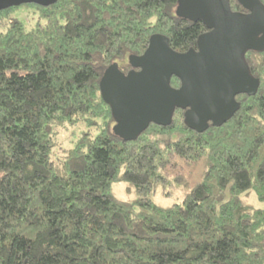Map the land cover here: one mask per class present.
<instances>
[{
    "label": "trees",
    "instance_id": "1",
    "mask_svg": "<svg viewBox=\"0 0 264 264\" xmlns=\"http://www.w3.org/2000/svg\"><path fill=\"white\" fill-rule=\"evenodd\" d=\"M177 5L0 10V264H264V49L244 55L257 92L238 94L237 111L204 130L176 107L170 123L123 138L101 94L106 68L127 73L153 34L180 52L197 48L209 28ZM25 6L37 15L32 28L16 14ZM69 125L81 133L62 143ZM121 184L133 196H119Z\"/></svg>",
    "mask_w": 264,
    "mask_h": 264
},
{
    "label": "water",
    "instance_id": "2",
    "mask_svg": "<svg viewBox=\"0 0 264 264\" xmlns=\"http://www.w3.org/2000/svg\"><path fill=\"white\" fill-rule=\"evenodd\" d=\"M55 1L0 0V10ZM238 1L249 11H233L230 0H178V15L201 19L209 28L198 37L197 48L180 52L167 36L153 34L142 54L129 56L133 68L127 73L118 62L106 68L100 90L111 107L117 134L135 138L152 122L170 123L176 107L185 109L188 125L204 130L210 121L222 124L237 111L238 94L257 92L260 81L244 55L249 49H264V3ZM173 75L180 86L171 85Z\"/></svg>",
    "mask_w": 264,
    "mask_h": 264
},
{
    "label": "rangeland",
    "instance_id": "3",
    "mask_svg": "<svg viewBox=\"0 0 264 264\" xmlns=\"http://www.w3.org/2000/svg\"><path fill=\"white\" fill-rule=\"evenodd\" d=\"M16 14L21 20L24 21L27 28H32L35 25L37 15L32 11V8L25 6L19 11H17ZM78 126H82V125L80 124ZM80 133L81 131L79 127H77L76 125H69L65 129H60L57 133V137L62 141V143H67L69 139L77 137L78 134ZM123 186H124L123 184L120 185V191L118 190L120 194L119 196L123 198H128L133 196V191H129L128 189L124 191ZM154 197L155 200H157L158 202H163L165 204H168L170 202V199L168 198H163V197L161 198L158 192L156 193V195H154ZM256 204L258 203L256 202Z\"/></svg>",
    "mask_w": 264,
    "mask_h": 264
},
{
    "label": "flooded vegetation",
    "instance_id": "4",
    "mask_svg": "<svg viewBox=\"0 0 264 264\" xmlns=\"http://www.w3.org/2000/svg\"><path fill=\"white\" fill-rule=\"evenodd\" d=\"M136 69H138V68H136Z\"/></svg>",
    "mask_w": 264,
    "mask_h": 264
}]
</instances>
